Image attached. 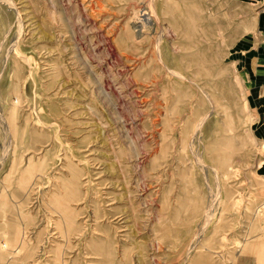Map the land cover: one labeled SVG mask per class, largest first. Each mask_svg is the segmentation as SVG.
<instances>
[{"label": "rangeland", "instance_id": "1", "mask_svg": "<svg viewBox=\"0 0 264 264\" xmlns=\"http://www.w3.org/2000/svg\"><path fill=\"white\" fill-rule=\"evenodd\" d=\"M0 264H264V0H0Z\"/></svg>", "mask_w": 264, "mask_h": 264}]
</instances>
